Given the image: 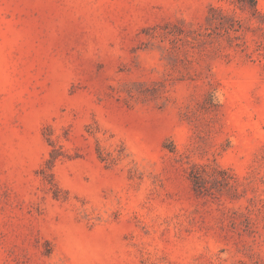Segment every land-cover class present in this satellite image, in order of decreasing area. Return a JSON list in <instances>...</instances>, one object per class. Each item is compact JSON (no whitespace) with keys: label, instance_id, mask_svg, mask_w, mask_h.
Listing matches in <instances>:
<instances>
[{"label":"rangeland","instance_id":"obj_1","mask_svg":"<svg viewBox=\"0 0 264 264\" xmlns=\"http://www.w3.org/2000/svg\"><path fill=\"white\" fill-rule=\"evenodd\" d=\"M0 264H264V0H0Z\"/></svg>","mask_w":264,"mask_h":264},{"label":"trees","instance_id":"obj_2","mask_svg":"<svg viewBox=\"0 0 264 264\" xmlns=\"http://www.w3.org/2000/svg\"><path fill=\"white\" fill-rule=\"evenodd\" d=\"M243 5L249 6L253 11L256 10V0H240Z\"/></svg>","mask_w":264,"mask_h":264}]
</instances>
